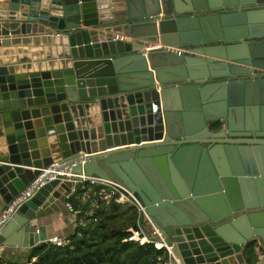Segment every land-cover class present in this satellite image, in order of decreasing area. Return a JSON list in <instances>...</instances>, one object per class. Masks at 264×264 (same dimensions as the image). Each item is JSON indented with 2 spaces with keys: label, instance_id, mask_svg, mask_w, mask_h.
Instances as JSON below:
<instances>
[{
  "label": "water",
  "instance_id": "1",
  "mask_svg": "<svg viewBox=\"0 0 264 264\" xmlns=\"http://www.w3.org/2000/svg\"><path fill=\"white\" fill-rule=\"evenodd\" d=\"M0 1L32 15H0L6 206L42 175L0 246L53 237L86 177L170 264H264V0Z\"/></svg>",
  "mask_w": 264,
  "mask_h": 264
},
{
  "label": "trees",
  "instance_id": "2",
  "mask_svg": "<svg viewBox=\"0 0 264 264\" xmlns=\"http://www.w3.org/2000/svg\"><path fill=\"white\" fill-rule=\"evenodd\" d=\"M118 199L103 185L77 183L65 199L72 206L74 226L62 243L39 242L26 258L0 257V264H159L167 260L164 248L129 240L138 210Z\"/></svg>",
  "mask_w": 264,
  "mask_h": 264
},
{
  "label": "crops",
  "instance_id": "3",
  "mask_svg": "<svg viewBox=\"0 0 264 264\" xmlns=\"http://www.w3.org/2000/svg\"><path fill=\"white\" fill-rule=\"evenodd\" d=\"M11 6L4 7L2 11L0 10V15L6 14L7 16H13L14 22L11 24L12 27L16 26L20 21H17V18L19 16H25L27 18L30 17V15L25 14V12H15L11 11ZM5 9V10H4ZM2 24L5 26V28H10L11 25L8 26V22H2ZM80 181H77L79 183ZM106 187V186H105ZM111 192V191H110ZM119 202L127 203V200L124 197H121L118 199ZM6 210V204L3 201L2 196L0 195V219L2 215L4 214ZM49 223L51 230L53 231L54 235L59 237L61 240L64 239L73 229L74 226V214L71 212L66 206H64L62 209H59L58 211H53L50 215ZM139 223V221H138ZM47 232V230H45ZM141 236L145 237V240H150L153 242V234L150 232H146L141 230ZM17 241H21V238L18 236L16 237ZM15 240V239H14ZM16 241V240H15ZM16 241V242H17ZM154 242H161V241H154ZM39 243V242H38ZM36 245V244H35ZM34 246V245H33ZM32 247H21V246H0V257H2L4 260H19L21 259L25 254L30 252Z\"/></svg>",
  "mask_w": 264,
  "mask_h": 264
},
{
  "label": "built area",
  "instance_id": "4",
  "mask_svg": "<svg viewBox=\"0 0 264 264\" xmlns=\"http://www.w3.org/2000/svg\"><path fill=\"white\" fill-rule=\"evenodd\" d=\"M41 176L42 175H40L39 177H37V178H35L29 185H27L25 188H24V190L21 192V194L18 196V197H16L8 206H6V210H5V212H4V214L2 215V217H1V219H0V225L2 224V223H4L6 220H7V218L10 216V214H11V210H12V207L15 205V204H17V203H19V202H22L23 200H25V199H27L28 197H30L32 194H33V191H34V189H36V187L38 186V185H40V184H42V181H41ZM89 181L90 183H94L95 184V182H96V179H94V178H86V177H83L82 178V180L80 181V182H82V181ZM74 190H75V186H73L72 188H71V190H70V193H72V192H74ZM69 193V194H70ZM69 194H67L66 195V198H67V196L69 195ZM119 198H121V196L119 197ZM65 206L71 211V212H73L72 211V206H71V204L69 203V202H66L65 201ZM136 207H137V210H139V207H138V203L135 205ZM138 221H139V219L137 218V223H138ZM139 232H137V231H134V230H131V235L129 236V240H137V241H139L140 243H143V242H152V241H150V240H145V237L144 236H140L139 237ZM48 241H50L52 244H57V245H59V244H61L62 243V240L59 238V237H57V236H53V237H51ZM153 243V246L155 247V248H164L165 250H166V248L167 247H164V244L162 243V242H152ZM26 258V256H23V258ZM159 264H170V261H169V258L167 259V260H165L164 262H162V263H159Z\"/></svg>",
  "mask_w": 264,
  "mask_h": 264
},
{
  "label": "bare ground",
  "instance_id": "5",
  "mask_svg": "<svg viewBox=\"0 0 264 264\" xmlns=\"http://www.w3.org/2000/svg\"><path fill=\"white\" fill-rule=\"evenodd\" d=\"M4 7H6V6H5L3 3H1V1H0V10L2 11V9H3ZM4 10H5V9H4ZM11 11L20 12V10H17V9L14 8V7L11 8ZM23 12H25V11H23ZM25 14L30 15V14L27 13V12H25ZM30 16H32V15H30ZM41 18H42V17H41Z\"/></svg>",
  "mask_w": 264,
  "mask_h": 264
}]
</instances>
